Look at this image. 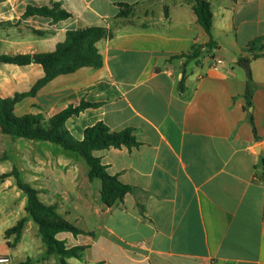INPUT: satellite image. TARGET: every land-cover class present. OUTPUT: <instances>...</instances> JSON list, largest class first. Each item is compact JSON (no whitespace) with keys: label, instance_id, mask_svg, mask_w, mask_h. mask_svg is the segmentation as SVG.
<instances>
[{"label":"crops","instance_id":"crops-1","mask_svg":"<svg viewBox=\"0 0 264 264\" xmlns=\"http://www.w3.org/2000/svg\"><path fill=\"white\" fill-rule=\"evenodd\" d=\"M208 1L212 49L194 0H0V57L53 53L70 30L108 33L96 44L101 68L58 76L18 102L15 116L48 122L70 106L97 104L67 121L77 140L103 122L114 132L135 129L141 143L94 152L109 174L138 188L109 208L101 180H89V166L82 175L78 156L54 158L0 127V177L18 168L43 204L86 232L57 235L68 248L86 247L68 264H264V0ZM52 3L72 17L54 22L27 13ZM198 48V58L186 57ZM44 77L39 64L0 62V97L28 94ZM249 81L258 139L245 110ZM0 188L13 190L10 201L22 210L4 222L0 255L10 264H60L47 254L15 179ZM22 218L20 241L6 239Z\"/></svg>","mask_w":264,"mask_h":264},{"label":"trees","instance_id":"trees-1","mask_svg":"<svg viewBox=\"0 0 264 264\" xmlns=\"http://www.w3.org/2000/svg\"><path fill=\"white\" fill-rule=\"evenodd\" d=\"M127 7V6H126ZM194 12L199 24L210 37L208 47L216 48L217 43L212 38L213 14L208 0H194ZM28 15H39L52 19L54 22L67 20L72 15L67 12L61 4L52 3L51 7L29 8ZM126 12L123 10L121 15ZM108 35L107 30L101 27H87L70 30L65 42L58 45L53 53L22 55L17 57L2 56L0 62L19 66L33 63L39 64L45 71V77L28 94L17 95L14 98L3 99L0 97V127L1 132L13 138H23L30 141H46L61 146L64 150L73 152L82 157L90 168L89 180L93 182L99 179L102 182L101 196L107 207H113L116 203L124 200L129 193L137 191L138 188L126 185L119 180L118 176H112L103 165L100 158L94 155L95 151H103L111 148H139L141 143L136 137L133 128H126L114 132L108 125L99 122L85 130L84 139L77 140L68 130L66 123L74 116L97 104L82 102L79 106H70L52 117L48 122L41 115L28 114L16 117L15 106L23 98L34 96L36 92L60 75L76 72L84 67L95 69L103 66V58L97 49V42ZM260 47L259 50H263ZM201 48L193 54L187 55L188 59H196L200 56ZM259 55H256L258 57ZM182 85V84H181ZM254 84L249 81L245 99V110L248 112V120L253 128L256 139H258L255 120L249 109L253 107ZM13 177L17 187L27 196L26 212L39 228V234L46 245L47 254L60 258V264H68L67 258L82 259L86 247L68 248L64 241L57 239L62 232H69L75 236L86 234V232L73 223L66 220L58 211L56 206L45 205L39 198V192L22 178V172L14 168L12 172L3 174L0 181ZM26 225V218L5 232V238L9 239L15 235V243L21 239ZM9 246H11L9 244ZM21 264H35L34 259H29Z\"/></svg>","mask_w":264,"mask_h":264},{"label":"rangeland","instance_id":"rangeland-1","mask_svg":"<svg viewBox=\"0 0 264 264\" xmlns=\"http://www.w3.org/2000/svg\"><path fill=\"white\" fill-rule=\"evenodd\" d=\"M23 141L25 143H31L30 140L24 139ZM33 143H35V146L40 145L39 147H43L44 150L50 151V154L53 155L54 158H57V155L61 157H68V158L78 156L79 159L82 161V168H81L82 175L85 169L86 171H88L89 169L87 163L82 157H80L79 155L73 152L64 150L61 146L57 144H53L51 142H46V141H36ZM33 159H35V156H33ZM31 162H32V159H31ZM7 168H10V167L8 166ZM5 169L6 168H3L2 170H0V172L5 171ZM22 178L25 179V177H22ZM96 181H98L97 183H100L99 180H96ZM14 197H15V193L13 192L12 189L0 188V246L3 241V236H4L3 227L6 226L5 224H7L8 222H11V220L18 217V215H20L22 211L18 200L10 201V199H13ZM6 221L7 223H4Z\"/></svg>","mask_w":264,"mask_h":264},{"label":"built area","instance_id":"built-area-1","mask_svg":"<svg viewBox=\"0 0 264 264\" xmlns=\"http://www.w3.org/2000/svg\"><path fill=\"white\" fill-rule=\"evenodd\" d=\"M214 68L216 70L219 69V62L215 63ZM10 262H11V258L9 256L0 255V264H10Z\"/></svg>","mask_w":264,"mask_h":264},{"label":"water","instance_id":"water-1","mask_svg":"<svg viewBox=\"0 0 264 264\" xmlns=\"http://www.w3.org/2000/svg\"><path fill=\"white\" fill-rule=\"evenodd\" d=\"M242 65L244 66L246 72L248 73V76L251 77V70H250V64H249V62L244 61Z\"/></svg>","mask_w":264,"mask_h":264}]
</instances>
